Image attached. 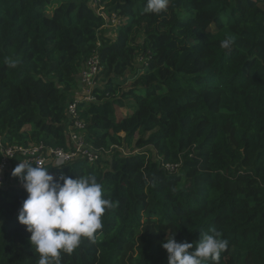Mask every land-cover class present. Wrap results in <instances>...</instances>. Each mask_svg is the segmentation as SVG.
Instances as JSON below:
<instances>
[{
	"label": "trees",
	"instance_id": "obj_1",
	"mask_svg": "<svg viewBox=\"0 0 264 264\" xmlns=\"http://www.w3.org/2000/svg\"><path fill=\"white\" fill-rule=\"evenodd\" d=\"M56 1L0 0V150L64 148L66 106L98 54L96 101L78 112L86 144L107 154L47 168L96 176L113 207L60 264H168V238L196 245L210 229L229 242L219 264H264V0H169L160 14L147 0H72L46 16ZM13 169L0 185V264H37Z\"/></svg>",
	"mask_w": 264,
	"mask_h": 264
},
{
	"label": "clouds",
	"instance_id": "obj_2",
	"mask_svg": "<svg viewBox=\"0 0 264 264\" xmlns=\"http://www.w3.org/2000/svg\"><path fill=\"white\" fill-rule=\"evenodd\" d=\"M168 3L169 0H147L144 12L160 14ZM233 43L226 38L220 46L230 49ZM12 175L22 182L27 193L17 220L30 233L29 242L38 254L37 264H60L61 254L73 252L82 238L95 241L96 233L103 228L105 210L113 207L112 201L104 198L103 185L96 176L70 178L61 174L54 178L43 161L36 165L20 161ZM210 232L203 233L196 245L177 242L173 234L162 244L168 264H219L229 242L215 229Z\"/></svg>",
	"mask_w": 264,
	"mask_h": 264
},
{
	"label": "built area",
	"instance_id": "obj_3",
	"mask_svg": "<svg viewBox=\"0 0 264 264\" xmlns=\"http://www.w3.org/2000/svg\"><path fill=\"white\" fill-rule=\"evenodd\" d=\"M116 21L112 18V23ZM100 71L99 57L97 53H94L86 61L83 70L79 74V90L74 93L73 101L68 103L65 109V116L67 118V141L65 147L53 148L43 143L34 144L30 147L4 145L0 150V185L4 183V173L10 167L15 168L20 161L33 165H36L39 161H43L45 167L57 168L78 160H86L89 164H94L107 154L92 151L91 147L86 144L84 123L80 120L78 112L79 105L96 101L93 91L96 88L97 77ZM122 153L125 156L130 154L128 150ZM177 167L178 165H165L166 170L171 173Z\"/></svg>",
	"mask_w": 264,
	"mask_h": 264
},
{
	"label": "rangeland",
	"instance_id": "obj_4",
	"mask_svg": "<svg viewBox=\"0 0 264 264\" xmlns=\"http://www.w3.org/2000/svg\"><path fill=\"white\" fill-rule=\"evenodd\" d=\"M69 1H72V0H58V2H53L52 4H49V5H46L45 6V9H44V13L46 16L50 17L51 14H52V11L58 6V4H62L64 2H69ZM113 25L112 26H116L118 24V21H116L115 23H112ZM212 29V27H211ZM129 76L131 77V74H127V78H129ZM129 85H130V81L128 82H125V85L123 86V89L124 90H127L129 88ZM97 87L100 86V82H97ZM129 103H126V108L123 109L121 112H122V115H126V114H129V112L131 111V109H133V105L131 104V106L128 105ZM108 158H103L104 161H106ZM164 233L166 234V231L167 229H163Z\"/></svg>",
	"mask_w": 264,
	"mask_h": 264
}]
</instances>
